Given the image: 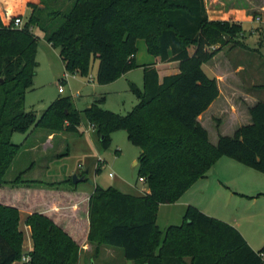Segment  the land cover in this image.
Returning <instances> with one entry per match:
<instances>
[{
  "label": "trees",
  "instance_id": "obj_1",
  "mask_svg": "<svg viewBox=\"0 0 264 264\" xmlns=\"http://www.w3.org/2000/svg\"><path fill=\"white\" fill-rule=\"evenodd\" d=\"M39 1L44 8L30 5L33 13L22 29L5 26L0 16V188L7 190L0 202V264L20 263L25 255L31 257L28 264H80L78 242L37 210L25 222L33 249L24 254L21 211L54 201L76 207L82 220L88 214L87 239L97 257L103 247H112L123 249L135 264H264V249L254 250L236 227L192 205L184 223L170 227L164 237L157 222L162 205L176 203L223 157L264 174V102L249 108V124L233 136L219 135L217 144L200 121L220 97L218 80L206 65L229 43L245 46L240 41L243 26L211 21L205 0ZM59 2L72 6L62 10ZM35 28L60 50L67 72L87 75L98 60L97 83L102 86L138 67V40L163 63L177 62L179 72L161 80L155 64L145 66L144 90L131 86L139 103L125 116L102 109L104 98L81 111L67 97L37 117L25 104L38 67ZM83 115L106 148L112 132H127L141 151L140 178L149 192L134 197L96 186L86 204L75 189L40 188V183L22 178L4 181L21 150L12 142L14 133L44 129L84 134ZM83 224H78L81 232Z\"/></svg>",
  "mask_w": 264,
  "mask_h": 264
},
{
  "label": "rangeland",
  "instance_id": "obj_2",
  "mask_svg": "<svg viewBox=\"0 0 264 264\" xmlns=\"http://www.w3.org/2000/svg\"><path fill=\"white\" fill-rule=\"evenodd\" d=\"M223 1L225 8L229 7L230 2H235L236 6H241L242 3V0ZM216 2L217 0H205L206 8H210L212 4L216 5ZM30 5L44 8L39 0H0L3 24L11 26L14 18L23 17L25 26L33 13ZM221 5L224 6V3ZM71 6V3L64 6L60 2L57 5L62 10ZM26 8L27 14H23ZM230 23L238 24L235 21ZM244 29L248 32L241 39L243 43L252 48H259L264 53V33L253 35L248 27L245 26ZM34 32L40 38L38 67L33 88L26 95L27 112L40 117L59 98L67 97H71L81 111L96 100L104 98L102 109L122 116L138 105L139 100L131 86L135 85L141 91L144 90V67L155 63L157 59L149 53L143 40H138L137 45L138 67L113 83L102 86L97 83L98 60L92 61L87 75L69 73V78L65 79L68 72L60 57V50L50 45L39 29L35 28ZM60 88L64 89L63 94L59 92ZM208 129L210 141L217 144L220 135L218 122L209 123ZM80 130L85 133H52L44 129H36L30 134L14 133L12 142L21 146V150L4 181L12 183L22 178L26 182L40 183L41 186L43 183L45 187L57 186L62 190H70L74 186V177L78 176L85 178V181L78 185L82 190L90 191L93 188L90 182H94L105 189L113 187L124 194L141 197L144 189L148 188L147 184L140 182V167L135 165L139 163L141 151L130 142L127 132H112L109 147L106 148L98 131L91 127L84 115ZM225 133H228L225 134L227 136H233L231 132ZM51 135H54L53 138H50ZM48 138L52 141H48ZM111 173L114 177L110 176ZM2 192L6 193L7 190L0 188V200L5 201ZM185 202H190L189 205L198 209H204L209 214L203 210L202 212L209 216L237 227L254 250L264 249V174L231 158L223 157L174 204L183 206ZM184 209L170 205L159 209L157 222L163 237L170 227L184 223ZM20 227L24 232L25 251L28 249V234L22 218ZM108 248L115 250L110 253L113 258L108 251H101L99 257L96 251L91 250L87 254L83 251L84 264H133L126 259L123 249ZM18 264L26 263L22 261Z\"/></svg>",
  "mask_w": 264,
  "mask_h": 264
},
{
  "label": "crops",
  "instance_id": "obj_3",
  "mask_svg": "<svg viewBox=\"0 0 264 264\" xmlns=\"http://www.w3.org/2000/svg\"><path fill=\"white\" fill-rule=\"evenodd\" d=\"M241 2V6H236L235 2H230L229 7L225 8V2L223 0H217L216 5L212 4L210 8L208 6V17L211 21H235L238 24L240 22V25L243 26V28H245V26L246 28L248 27L250 34L253 35L264 33V0H242ZM222 3H224V6L221 5ZM27 11L28 9L26 8L23 14H27ZM247 32L248 31L245 30L241 39L246 36ZM241 39L240 41L243 43ZM243 44L245 46L235 47L232 43L225 45L218 55L206 65L210 74L215 76L218 80L220 97L210 109L200 117V121L207 129L209 123L215 120L218 121L220 135L224 136L228 134L225 132L234 134L240 126L249 124L251 122L249 108L258 102H264V53L259 48H252L246 43ZM145 46L147 47L146 43ZM215 48L219 49L220 46H216ZM150 64H155L161 80L166 76L179 72V64L177 62L163 63L157 58L155 63ZM162 72L163 75H161ZM53 136L54 135H51L50 138H53ZM50 138H48V141H52ZM135 165L138 166L139 163ZM41 184L42 186L40 188L45 187L43 183ZM78 185L66 191L77 190L76 196L85 197L82 202L87 204L90 194L95 191L98 185L94 183L90 191L82 190ZM145 192H149V189H144V193ZM72 196L74 197V195ZM0 202H4V200H0ZM189 203L190 202H185L183 206L181 204H171L170 206L182 209L185 208L184 210L186 211V208L190 206ZM163 207L164 205H162L160 209ZM34 210L40 211L52 218L55 223L62 226L78 242L82 248V259L80 264H84L85 258L83 256V251L84 254H87L91 250L95 251L96 249L93 244L88 243L87 239L89 232L88 214L87 217L82 220L83 215L76 211V207L64 208L58 201H54L46 205H35L34 208L30 210H22L21 218L24 224L27 217L31 215ZM200 210L208 213L204 209ZM81 221L84 222L82 232L80 231V226H78ZM25 230L28 234V249L25 250V253L28 254L33 249V240L31 229L26 224ZM105 251H108L110 255V253L115 250L103 247L102 253ZM110 257L112 256L110 255ZM18 263L19 262L14 264ZM133 264L135 263L133 262Z\"/></svg>",
  "mask_w": 264,
  "mask_h": 264
},
{
  "label": "built area",
  "instance_id": "obj_4",
  "mask_svg": "<svg viewBox=\"0 0 264 264\" xmlns=\"http://www.w3.org/2000/svg\"><path fill=\"white\" fill-rule=\"evenodd\" d=\"M11 26L14 28L22 29L24 28V18L23 17H16L12 20ZM70 74L69 72L65 74V79L69 78ZM93 80V79H92ZM59 92L63 94L65 91L63 88H60ZM91 125V124H90ZM92 128L95 129L93 125H91ZM87 131V130H86ZM111 177H114V174H110ZM140 182L146 183V180L144 178H140ZM31 261V257L29 255H25L23 257V262L28 264Z\"/></svg>",
  "mask_w": 264,
  "mask_h": 264
},
{
  "label": "water",
  "instance_id": "obj_5",
  "mask_svg": "<svg viewBox=\"0 0 264 264\" xmlns=\"http://www.w3.org/2000/svg\"><path fill=\"white\" fill-rule=\"evenodd\" d=\"M102 140H104V138ZM83 181H85V178H79L78 176L74 177V184L75 185H78L79 183H81ZM90 183H91V185H94V182H90ZM92 264H94V262Z\"/></svg>",
  "mask_w": 264,
  "mask_h": 264
}]
</instances>
